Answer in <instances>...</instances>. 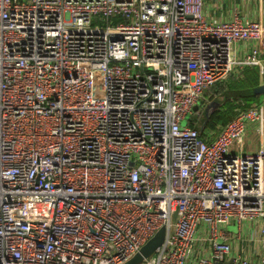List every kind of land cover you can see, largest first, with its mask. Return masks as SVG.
Returning <instances> with one entry per match:
<instances>
[{"label": "built area", "instance_id": "1", "mask_svg": "<svg viewBox=\"0 0 264 264\" xmlns=\"http://www.w3.org/2000/svg\"><path fill=\"white\" fill-rule=\"evenodd\" d=\"M205 1L0 0V264H124L162 226L137 264H264V231L251 258L226 230L264 217V99L189 122L264 64V20Z\"/></svg>", "mask_w": 264, "mask_h": 264}, {"label": "crops", "instance_id": "2", "mask_svg": "<svg viewBox=\"0 0 264 264\" xmlns=\"http://www.w3.org/2000/svg\"><path fill=\"white\" fill-rule=\"evenodd\" d=\"M235 7H237L236 10L240 11L242 15L252 17L255 19L264 20V0H206L205 1L206 13L210 15L212 18H216V19L230 16L231 12L234 11ZM251 46H252V42L240 41L236 43L234 47L236 55L243 57L244 53L251 49ZM262 56L264 57V53H262ZM252 74L254 75L257 74L259 83L252 84L250 85V87H255L264 84V64H260V65H244L243 67H239V68L236 67V69L233 71V73L230 74V76L227 79L220 81L219 82L220 84L218 83L215 86L221 85L229 89L230 87L227 86V82H229L230 79L241 81L247 75L251 79L250 75ZM234 89L235 88H233V90ZM207 95H208L207 97L210 98L211 94L209 93ZM257 95L260 96L262 94L260 95L255 94L253 96H257ZM223 99H226V96ZM263 99L264 97L259 102L258 101L253 102L252 105L255 106L256 104H259ZM233 102L238 104L237 101L235 100H233ZM239 106L240 105L235 107L233 112L230 114L231 116L229 119H231V117L235 114ZM249 107L251 106H247L246 108ZM223 109L226 111V108H222V110ZM221 123L225 124L226 122H221ZM221 123L218 124L213 123L214 124L213 126H203L202 128L200 126L199 129L204 133H208V134L211 132L216 133L218 130V126ZM246 141L248 142V145L251 146L248 151H255L258 148H260V146L262 145V139L255 131L254 126H252L251 129L247 132ZM200 227L202 231L207 232L206 228L203 225ZM262 231H264V217L247 220L242 225L240 230L238 228V225L236 230H230V231L227 230V232H229L230 239L233 244L232 245L233 253H241L251 258L257 257L260 250V242L258 241V238H260V236L262 235ZM200 234L202 233L199 232V235ZM208 250L209 247L206 249V252Z\"/></svg>", "mask_w": 264, "mask_h": 264}, {"label": "rangeland", "instance_id": "3", "mask_svg": "<svg viewBox=\"0 0 264 264\" xmlns=\"http://www.w3.org/2000/svg\"><path fill=\"white\" fill-rule=\"evenodd\" d=\"M95 23L103 24V22H97V21ZM218 83L219 82H217L216 84H218ZM243 84H244V86H242L240 81H236L234 79H232V80L230 79L229 82H227V86L230 87L229 89H227L226 87H223V89L221 90V92L218 95L217 94H212L210 96V98L212 100L208 97V100L204 101L205 105L203 106V108L210 102L213 103V101H216V100L220 101L218 108H216V110L218 109V111L220 113H218V115H217L215 121H213V123H217L218 124V123L223 122L233 112V110H231V106H234V104H235V107L238 106V105L242 106V104L244 102H246L245 98H247L248 94L249 95H255V94L251 93V89L253 87H247L249 84L246 85L245 81H243ZM214 86H212L213 88L211 87L213 91H216V90L218 91L220 89V87H221V85H217L215 87ZM232 87L233 88L237 87V89L233 90ZM225 96H226V99H223ZM262 96L264 97V94L259 96L261 98L258 100V102L263 98ZM223 100H227V101L225 102ZM233 100L237 101L238 104L233 102ZM222 108H226V111L224 109L222 110ZM239 108H240V106H239ZM197 117H198V115L196 113H194L193 116H192L193 119H197ZM202 117H204V116L202 115ZM198 121H200V118L198 119ZM199 127H200V123H199ZM250 147L251 146L248 145L247 141H245L242 146L239 145V149H241L242 151H248L250 149ZM236 228H237V225H236V222L234 220H232L231 222H229L227 224V230H229V231L230 230H236ZM202 236L206 237L205 232L202 233ZM204 244L208 248L209 245H210V242L208 240H206Z\"/></svg>", "mask_w": 264, "mask_h": 264}, {"label": "water", "instance_id": "4", "mask_svg": "<svg viewBox=\"0 0 264 264\" xmlns=\"http://www.w3.org/2000/svg\"><path fill=\"white\" fill-rule=\"evenodd\" d=\"M252 94H264V84L255 86L251 89ZM219 100L213 101V103H208L203 109H202V115L204 117L200 118V126L201 128L205 126L208 119L211 117V114L218 108L219 106ZM200 103L196 104L193 107L194 112H197L200 109ZM203 120V123H202ZM186 121L183 122L185 124ZM167 228L166 226H162L157 233L149 239L140 249L139 252H137L131 259H129L124 264H137L140 261H142L145 257H148L154 250L160 246L166 236Z\"/></svg>", "mask_w": 264, "mask_h": 264}, {"label": "trees", "instance_id": "5", "mask_svg": "<svg viewBox=\"0 0 264 264\" xmlns=\"http://www.w3.org/2000/svg\"><path fill=\"white\" fill-rule=\"evenodd\" d=\"M250 77H251V79L249 78V76L247 75L246 77H244V79H242L241 81H240V83L242 84V86H244V84H243V81L245 80V82H246V85H248L247 87H250V85H252V84H258L259 83V81H258V77H257V74L256 75H254V74H252V75H250ZM215 87V86H214ZM235 89H237V87H234ZM223 89V86H221L220 87V89L217 91H213L212 90V88L210 87V88H208L207 89V91H206V94H205V97H207L208 95L207 94H209V93H211V95L212 94H219L220 92H221V90ZM261 96V95H260ZM260 99V97L259 96H253V95H247V98H245V100H246V102H244L243 104H242V106L240 105V108H244V107H247V106H253L252 105V103L253 102H257L258 100ZM227 100H225V102H226ZM235 109V106H231V110H234ZM218 113H220L219 111H218V109L217 110H215L212 114H211V117L208 119V121H207V123L205 124V126H213L214 124H213V121H215V119H216V117H217V115H218ZM198 115V117H197V119H193L192 118V116L190 117V119H189V122H190V124L192 125V126H196V127H198L199 128V123H200V121H198V119L199 118H201L202 117V111H201V113L200 114H197ZM230 116L231 115H229L228 116V118L226 119V120H224L223 122H227L228 120H229V118H230ZM202 123H203V120H202Z\"/></svg>", "mask_w": 264, "mask_h": 264}]
</instances>
